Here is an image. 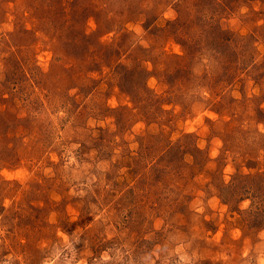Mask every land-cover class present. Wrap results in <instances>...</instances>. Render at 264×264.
<instances>
[{
    "label": "rangeland",
    "instance_id": "obj_1",
    "mask_svg": "<svg viewBox=\"0 0 264 264\" xmlns=\"http://www.w3.org/2000/svg\"><path fill=\"white\" fill-rule=\"evenodd\" d=\"M0 264H264V0H0Z\"/></svg>",
    "mask_w": 264,
    "mask_h": 264
},
{
    "label": "trees",
    "instance_id": "obj_2",
    "mask_svg": "<svg viewBox=\"0 0 264 264\" xmlns=\"http://www.w3.org/2000/svg\"><path fill=\"white\" fill-rule=\"evenodd\" d=\"M208 1V0H207ZM212 2L214 0H211ZM202 2V1H201ZM63 5V4H62ZM59 5V10L64 11V5ZM200 5V2L198 1L197 7ZM207 5V2L206 4ZM211 8H213V5H211ZM180 13V14H179ZM179 17L176 20H173L170 25L173 26L176 33L178 35H181V44L187 48V42L189 48L192 50H197L201 47V39L203 40L204 37L206 39L212 38V33L214 32L216 34V37L220 35V42H229L231 39H228L227 32L220 30V27L216 25L215 23H211L210 21L206 20H199L196 19L193 21V15L191 12H179ZM204 22V23H203ZM192 25L195 26L192 28ZM213 31V32H212ZM212 32V33H211ZM207 41V40H206ZM222 46V44L220 43ZM176 57V56H174ZM177 59V58H176ZM147 73V72H146ZM7 137V135H6Z\"/></svg>",
    "mask_w": 264,
    "mask_h": 264
}]
</instances>
